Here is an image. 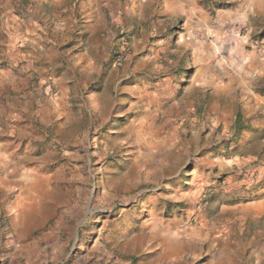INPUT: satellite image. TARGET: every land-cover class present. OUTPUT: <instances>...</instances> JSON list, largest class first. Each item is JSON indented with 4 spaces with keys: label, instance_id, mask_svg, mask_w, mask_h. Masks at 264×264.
Returning <instances> with one entry per match:
<instances>
[{
    "label": "rangeland",
    "instance_id": "rangeland-1",
    "mask_svg": "<svg viewBox=\"0 0 264 264\" xmlns=\"http://www.w3.org/2000/svg\"><path fill=\"white\" fill-rule=\"evenodd\" d=\"M252 1L0 0V264H264Z\"/></svg>",
    "mask_w": 264,
    "mask_h": 264
},
{
    "label": "crops",
    "instance_id": "crops-1",
    "mask_svg": "<svg viewBox=\"0 0 264 264\" xmlns=\"http://www.w3.org/2000/svg\"><path fill=\"white\" fill-rule=\"evenodd\" d=\"M252 4L253 5H252L251 11H250V15L255 17L256 16L255 7L256 8L259 7L258 9L260 10L261 2L259 0H253ZM2 24H3V22H2ZM94 30L95 29L93 27L92 31H94ZM183 35H185V32ZM194 56H195L196 67L198 66L197 72L195 74L196 83L198 85L202 86L201 84L213 85L215 82H217V78H219V75H220V73H219L220 70L218 68L214 67V65H212V64L209 65L208 61L206 59H204L205 56L202 55L201 51H196ZM259 58L260 59H257L253 62L254 64H252L249 67V71L246 72V74L244 73V74H241L239 76L244 78V80L248 83V85H250L252 90L248 94H250V96L253 97L254 100L258 101L260 104H263V106H264V98L261 96L262 93L257 91V88L253 86L254 84H256L259 81L260 78H262V71H260V69L264 68V54L261 53ZM207 59H208V57H207ZM204 62L207 65H201ZM209 81H213L214 83L209 82ZM260 163H261V161H260ZM258 166H260L258 176L254 175V172L252 174H250L249 176L251 179L255 178L254 176H256V178H255L256 181L258 180L259 183L262 182V185H264V165L261 166L259 164ZM251 204H253V203H248V206H245V208L243 209V212L252 211V209L254 211V209L257 208V210L259 209L260 215H264V200H260L259 203L254 202V205H251Z\"/></svg>",
    "mask_w": 264,
    "mask_h": 264
}]
</instances>
